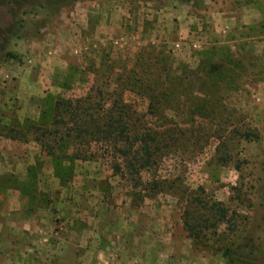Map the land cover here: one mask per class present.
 Returning a JSON list of instances; mask_svg holds the SVG:
<instances>
[{
	"label": "rangeland",
	"instance_id": "374dc122",
	"mask_svg": "<svg viewBox=\"0 0 264 264\" xmlns=\"http://www.w3.org/2000/svg\"><path fill=\"white\" fill-rule=\"evenodd\" d=\"M223 47L240 52L246 68L232 80L204 73L189 85L167 76L171 65L181 68L178 74L184 66L199 71L212 55L228 64ZM0 48L16 55H0V82L33 71L45 78L40 115L43 103L53 115L57 99L96 107L98 89L111 95L102 101L104 113L116 112L120 79L136 85V71L143 79L146 71H160L154 82L176 89L156 102L164 100L157 115L143 96L124 94L132 132L150 128L169 147L140 174L131 172L122 144L78 138L80 126L66 112L59 137L67 154L77 148L81 159H61L54 195L44 200L38 190L37 203L50 207L55 225L48 222L50 234L44 232L51 238L32 242L27 229L10 245L0 238V264H241L223 256L238 246L264 264V0H0ZM214 82L227 94L221 101L209 88ZM7 88L0 84V93ZM193 88L203 92L191 95ZM197 103L225 108H216L211 121L190 109ZM136 108L143 122L136 123ZM237 129L258 137H238ZM215 130H223L221 140ZM43 154L39 164L54 171ZM200 199L222 202L232 221L213 227V212ZM186 220L203 231L200 238L188 235Z\"/></svg>",
	"mask_w": 264,
	"mask_h": 264
},
{
	"label": "trees",
	"instance_id": "16d2710c",
	"mask_svg": "<svg viewBox=\"0 0 264 264\" xmlns=\"http://www.w3.org/2000/svg\"><path fill=\"white\" fill-rule=\"evenodd\" d=\"M222 49V48H221ZM224 51V56L226 60L229 61L228 64L222 65L218 61H215L214 55L211 56L209 60H206L203 62L202 67L200 66V70H189L188 67L184 66L181 74H178V69H181L179 67H175L174 65H171L170 71L167 74L171 76H174V80L176 78H179L178 75L184 77L185 82L189 85H192V77L198 78L199 76L204 77V73L207 75H215L216 79L222 80V81H229L232 80L235 77V74L237 73H243L246 68L241 65V54L240 52H233L228 47H223L222 49ZM0 55L3 59L4 58H16V55L11 51H3L0 48ZM2 65V64H0ZM142 72L136 71V85L135 82H127L123 79H120L121 81V92L117 91V97L114 99L113 107L118 106L116 112H114V108L110 109V112L107 114L104 113V107L102 106V101L104 99L109 98L111 95L103 89H98L96 93L101 96L100 101H98L96 107H90L87 106V102L84 99H77L75 102L71 101H61V99H57L56 103L54 104V113L53 115H50L47 110L44 109V103L41 105V115L40 119L38 121H31L26 120L22 124L17 123L14 121L15 127L13 128L14 134L19 137V132L17 129L20 128V134L21 136H29L26 140L33 139L37 141L42 150L46 153L48 157H51L52 164L54 167V174L61 180V175L59 172L60 167V161L61 159H64L66 157H71V159H81V151H78L76 148V152H72L70 155L67 154L68 146L64 142V139L59 137V125L63 122L64 118H66V112L71 116L72 120H74L75 124H78L80 126L79 132H78V138H85L83 137V134L86 135H92L93 138H99L100 140H105L106 142L110 143L112 142L113 145L122 144L123 148H125L124 155L132 156V159H128V167L130 166L131 172L140 174V172L144 169H149L153 165L154 159H156V156L158 157L160 154H163V148L166 150L169 149L168 144H162L160 137L158 138L157 133H152L150 128H148L145 132H138L135 131L134 133L131 130L130 123L128 122L130 113L126 110V107H130L124 103V94L126 91H133L136 92V95L143 96L149 101L148 109L152 115L158 114V109L160 108L159 105H163L162 103H159L156 105V102L159 100L161 101V98H164L167 93L170 91V93H176L175 92V84H169L164 85V83H155V79L153 78H162L163 73L160 71H153L149 70L146 71L147 79H143ZM218 80V81H219ZM129 81V80H128ZM178 82H182L180 79ZM191 82V83H190ZM182 84H177L178 91L185 92V89H179V87ZM194 85V84H193ZM222 83L217 82L209 85V88L211 89L212 94L218 95V99H223L224 97H227V94L222 90ZM232 86V83H227L226 86L223 87V89L230 88ZM190 94H199L200 91H196L194 88L191 89ZM202 100L207 98V94L201 93ZM196 97V96H193ZM200 101L198 98H194L193 100ZM208 103H211V99L206 100ZM90 102V100H89ZM193 108L190 107L191 110H194L196 114H199L200 116H209L211 115V121L216 120L217 117V109L220 107L225 108V106L221 103L220 105H216V108L206 105V103H197L193 104ZM93 108V109H92ZM156 108V109H155ZM91 110H94L96 113H90ZM113 110V112H112ZM119 111V112H118ZM194 111H191V113L195 114ZM146 116V115H144ZM103 120V123L101 124L100 121ZM229 118L226 120L220 119V122L227 123L229 122ZM137 122H143L142 116L139 115V112L136 108V123ZM119 124H121L119 126ZM130 127V128H129ZM73 130V128H72ZM77 130V128H76ZM223 131V130H222ZM221 130H215L216 138L221 140V137L223 135ZM236 135L238 137L246 138L249 140H252L253 138L258 137V133L255 131H252L251 129H237ZM20 138V137H19ZM21 139V138H20ZM70 149V148H69ZM86 159V158H82ZM42 165L37 163V166H35L33 169L30 170L29 175L27 178L23 179H14V178H1V183H12L13 186H16L19 188L22 192L23 198H28L27 201H25V205L28 206H35V205H42L41 203H37L38 197L40 196V193L38 192V174L41 170ZM134 171V172H133ZM31 188V191L29 192L28 189ZM201 190V188H200ZM204 189H202V192ZM28 196V197H27ZM43 199H48L47 195H42ZM34 200L33 203H31ZM50 202V200H49ZM199 203L203 204V207L208 208L211 212H213V218L215 219V222L213 223V227L216 226L218 222H226L229 223L232 220L230 217H228V209L227 207L219 201H214L212 203H203V201L200 199L198 201ZM184 215L187 217L190 215L189 209L186 208ZM207 222V221H206ZM184 225L186 227V231L188 232V235L192 238H200L201 234L203 233L202 230H199L197 232H194V227H188L189 223L186 220L184 222ZM199 226V225H197ZM205 226H208L206 224ZM232 230L235 231L234 224L232 225ZM250 244H247L246 247H249ZM242 247H237L236 249L227 248L223 252V256L230 259L231 262H238L241 264H254L257 262L256 258H250L247 257L244 252L240 250Z\"/></svg>",
	"mask_w": 264,
	"mask_h": 264
},
{
	"label": "crops",
	"instance_id": "0c3cea01",
	"mask_svg": "<svg viewBox=\"0 0 264 264\" xmlns=\"http://www.w3.org/2000/svg\"><path fill=\"white\" fill-rule=\"evenodd\" d=\"M33 72L29 77L18 75L12 83L0 82L8 86L7 91L0 93V179L27 178L30 170L37 166L39 158L43 160L45 157L40 144L33 139L26 140L29 136H21L20 128L17 133L21 139L13 133L14 121L22 124L26 120L40 119L38 102L47 95L43 91L46 81L38 71ZM60 185V178L55 176L54 171L42 165L37 183L41 194L54 195L56 190H60ZM25 201L19 188L12 183L0 182V238L5 245L15 243L21 229L23 232L29 230L26 237L34 239L32 242L44 243V240L51 238L50 235H44L48 224L54 225L49 219L50 207H30L25 205ZM45 233L50 234L49 231ZM168 239L171 240V237Z\"/></svg>",
	"mask_w": 264,
	"mask_h": 264
}]
</instances>
